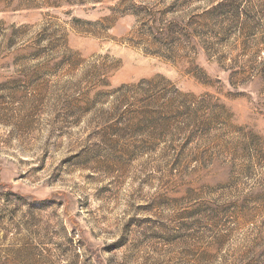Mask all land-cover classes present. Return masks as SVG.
<instances>
[{
	"label": "rangeland",
	"instance_id": "1",
	"mask_svg": "<svg viewBox=\"0 0 264 264\" xmlns=\"http://www.w3.org/2000/svg\"><path fill=\"white\" fill-rule=\"evenodd\" d=\"M0 264H264V0H0Z\"/></svg>",
	"mask_w": 264,
	"mask_h": 264
}]
</instances>
